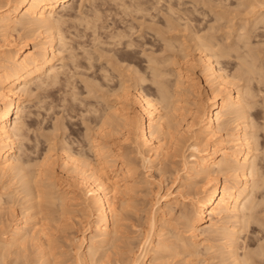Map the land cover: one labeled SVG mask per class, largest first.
<instances>
[{
  "label": "bare ground",
  "instance_id": "1",
  "mask_svg": "<svg viewBox=\"0 0 264 264\" xmlns=\"http://www.w3.org/2000/svg\"><path fill=\"white\" fill-rule=\"evenodd\" d=\"M91 1L95 2L0 0V264H64L62 252H58L60 246L63 250L62 245H57L56 240L63 224H67L65 218L73 211L72 205L80 206L76 207L78 209L74 207L75 210L89 218L88 232L71 242L72 260L79 264H168L167 260L174 256L177 259L180 255L193 258L195 252L197 256L195 248L203 233L206 241L216 243L222 264H256L257 259L264 256V212L259 211L264 210V143H259L261 136L253 129L262 125L264 130L263 114L262 119L256 114L261 105L264 107V41L253 42L252 37H264V0H237L234 12L243 9L241 16L237 14L239 17L235 13V16L231 15L232 9L227 13L224 9L223 12H213L210 6L209 12L213 13L216 23L225 20L224 26L231 25L228 26L231 30L226 29L230 32L223 33L225 35L214 34L219 33V24L218 30L215 25H209L200 33L193 23L192 12L195 11L185 7L187 11H184L169 1L165 5V0L164 7L159 5L163 8L156 7L162 3L160 0L155 7L152 4L154 9L147 3L151 11L163 12L161 16L165 18L163 26L159 23L161 28L153 20L157 18L156 14H150V8L144 6L145 0H114L120 12L133 14L131 19H141L138 25L133 20L131 27H128L131 23L126 26L122 23L127 31L114 21L100 26L97 24L101 19L98 9L102 7L91 4L89 8L87 5L85 10L89 15L82 11ZM208 1L211 0H207L209 4ZM228 13L234 19L237 17L238 22L232 23L233 18L225 19ZM69 22L85 24L86 29H92V46L83 48L81 45L80 50V58L87 62L85 65L74 64L79 54L69 45L71 40L68 41V33L63 31ZM227 25L222 26L225 29ZM109 27L111 29H104L106 31L99 34V28ZM144 29L154 31L157 39L151 35L153 41H147L139 32ZM13 31L17 32V38L12 35ZM79 33L69 34L75 38ZM30 37L36 39L31 50L26 42ZM157 45L156 50L164 53L163 56L154 54ZM194 52L198 53H195L197 56L193 55ZM67 60L73 62L74 72L72 67L69 69ZM100 60L103 62L99 65L94 63ZM80 67L90 72L80 82L84 86L81 90L85 88L86 91H78L80 86L71 81L76 75L84 77ZM195 67L207 88L204 98H198L203 85ZM99 79L105 80L104 84L116 80V85L113 89L109 87L110 92H105ZM145 83L153 92L142 86ZM54 85L57 89L59 85L64 91L66 89V92H61V88L58 91L65 94V97L60 96L62 104L59 106L67 117L73 121L80 117L78 121L86 119L89 122H86L81 136L88 152L72 146L82 143V138L74 132L76 136L70 137V141L64 140L63 135L61 137L58 132L63 128V115L58 117L56 113L50 132L44 136L46 147L41 161H38L40 166L36 169L38 165L33 164L35 170L29 171L22 155L25 143L27 145L31 139L26 119L32 117L33 111L24 106V101L30 97L32 86L48 89ZM69 86L71 90L67 89ZM83 92L92 95L93 101L85 103L86 99L80 97ZM109 95L117 99L109 100ZM190 95L194 97L191 107L187 106ZM257 96L262 99L260 108L255 110ZM45 104L44 114L48 117L53 105ZM259 119L262 120L260 123ZM187 141L186 149L190 153L184 155V150L181 153L180 150ZM177 154L181 168L170 169L167 158ZM56 155L59 169L69 180L68 191L63 193L56 192L54 180L51 181ZM135 158L149 169L154 167L163 181L169 183L172 179L177 189L161 191L162 185H157L153 210L147 216L148 227L138 253L128 255L127 252L126 258L121 256L112 262L109 257L114 253L110 256L108 251L117 246L119 229L127 219L129 208V201L119 197L120 187L131 191L139 182L135 178L138 168ZM118 176L122 179L119 180ZM3 178L7 183L4 184ZM191 186H196L195 195L188 199L185 194ZM8 187L13 189L7 191ZM15 197L21 211L10 218L9 225L4 222L7 224L4 226L3 211L14 209L11 205ZM187 205L190 207L188 211ZM177 207L180 209L175 217ZM175 218L181 219L187 237L177 235L180 232L174 236L175 232L171 230L172 234L168 232L173 238H165L168 232L164 234V231L168 230L169 221ZM248 230L254 234L253 239L263 242H258L254 250L245 251L248 245L240 241V234H246ZM28 245L33 248L31 256L26 254ZM206 246L214 247L213 244ZM239 249L243 252L239 253Z\"/></svg>",
  "mask_w": 264,
  "mask_h": 264
},
{
  "label": "rangeland",
  "instance_id": "2",
  "mask_svg": "<svg viewBox=\"0 0 264 264\" xmlns=\"http://www.w3.org/2000/svg\"><path fill=\"white\" fill-rule=\"evenodd\" d=\"M94 1V0H93ZM98 1V2H97ZM102 1H103V3H102ZM157 1H159V0H156V1H154L153 0V2L154 3H152V1H150V0H145V4H144V6L146 5V7L147 6H149L150 5V7H152L153 9H154V7H155V4H156V2ZM160 1H162V3H160V2H158V3H160V4H157L158 6H156V7H158V8H163L164 7V2H163V0H160ZM166 2H165V5H166V3L169 1V3L171 2V4L173 3V5L174 6H177V7H181V9L182 10H184V11H187L186 9L188 8H190V10H193V11H195V12H192V18H193V23H194V25H195V27H198L199 29H200V33L202 32V30L204 31V27H205V30H207L206 29V27L208 28L209 27V25L210 26H213V25H215V27H216V29L215 30H218L217 28H218V24L221 26V27H219V29L220 30H218L219 31V33H216L215 32V30H212V32L214 33V34H216V35H225V34H227L228 32H230V28H228V26L230 25V24H225V26L227 25V28H223V26H224V22L226 23V21L225 20H223V22L221 21V22H219L218 21V23H216L215 22V20H213V19H215V17L212 15L213 13H210L209 11H210V9H209V7L211 6V8H213L212 10H213V12L214 11H222L223 9V11H226V13L227 12H233V14H231L232 16H235L234 15V11L237 9V7H235V6H237V0H211V1H208V2H210L209 4L207 3V0H206V2H204L205 0H182V2H183V4H182V2H181V0H165ZM92 2V1H91ZM96 2V3H95ZM95 2H92V3H90V4H86L84 7H83V9H82V11H84L83 13L84 14H88L86 11L87 10H85L86 8L85 7H87V5H88V7L89 8H91L90 7V5L91 4H95L94 6L95 7H102V8H100V10L98 9V11H100L99 12V14L101 15V19L98 21V25H107V24H110L111 22H116V25L119 27V28H124L126 25H128L129 23H131V20H133V23L134 24H136V25H138L140 22H141V19L139 18V19H136V21H134L135 19H133L134 17V15L132 16L130 13H129V15L128 14H124L125 12H120V8H119V6H117V4H115L116 2H114V0H95ZM150 2H151V4H150ZM178 2V3H177ZM103 5H102V4ZM108 3V4H107ZM149 5H148V4ZM192 3V4H191ZM211 3H213V4H211ZM235 3H236V5H235ZM77 4H79V0H77ZM96 4H97V6H96ZM152 4H153V6H152ZM163 4V5H162ZM179 4V5H178ZM206 6H205V5ZM216 6H215V5ZM163 6V7H160V6ZM196 5V6H195ZM212 5H214V7L212 6ZM221 5V6H220ZM77 6V5H76ZM92 6V5H91ZM93 6V7H94ZM108 6H110V7H108ZM117 6V7H116ZM183 6V7H182ZM195 6V7H194ZM88 7H87V9H88ZM93 7H92V9H93ZM97 7V8H98ZM106 7V8H105ZM150 7H147V8H150ZM176 7V8H177ZM184 7L186 8V9H184ZM207 7H208V9H207ZM158 8H157V11H158ZM195 8V9H194ZM222 8V9H221ZM236 8V9H235ZM241 8V7H240ZM76 9H78L77 7L75 8V13H77V11H76ZM92 9H91V11H92ZM104 9V10H103ZM106 9V10H105ZM113 9V10H112ZM152 9V11H151V8H150V14H156V16H157V18H155V19H153L154 20V22L156 21L157 22V26H158V28L160 27L161 28V26H163V19L165 18V17H162L164 14H163V12L161 13L160 12V14H158L157 12L155 13L154 12V10ZM206 9H207V11H206ZM218 9V10H217ZM225 9H228V10H225ZM230 9H234L233 11L232 10H230ZM109 10V11H108ZM110 10H111V12H110ZM199 10V11H198ZM230 10V11H229ZM106 11V12H105ZM115 11V12H114ZM149 11L148 12H146L145 14H147V13H149ZM155 11H156V9H155ZM184 11H182V12H184ZM189 11V10H188ZM196 11H198V12H196ZM222 11V12H223ZM240 11V9H238V13L236 12L235 14H236V16H238L237 14H241V12H243V9H242V11L241 12H239ZM72 12H74V10L72 11ZM114 12V13H113ZM209 12V13H208ZM119 13V14H118ZM121 13V14H120ZM128 13V12H127ZM194 13V14H193ZM198 13V15H195V14H197ZM204 13H205V15H209V17H208V15L207 16H205L204 15ZM225 13V12H224ZM204 15V17H203V15ZM229 14L230 13H228V15L226 16V18L225 19H228V20H231L233 17L230 15L229 16ZM89 15V14H88ZM102 15H103V17H102ZM105 15V16H104ZM119 17H118V16ZM120 15L122 16V17H120ZM123 15H125V16H123ZM162 15V16H161ZM196 17H195V16ZM200 15V16H199ZM108 16V17H107ZM133 17L132 19H131V17ZM212 16V17H211ZM241 16V15H240ZM106 17V18H105ZM128 17H130V18H128ZM211 17V18H210ZM214 17V18H213ZM228 17V18H227ZM229 17H230V19H229ZM239 17V16H238ZM124 20H123V19ZM148 18V17H147ZM194 18H197V20L195 21L194 20ZM202 18V19H201ZM108 19H109V21H108ZM113 19V20H112ZM119 19H121V20H119ZM144 19V18H143ZM146 19V18H145ZM144 19V20H145ZM204 19V20H203ZM210 19V20H209ZM234 19V18H233ZM237 19V20H236ZM112 20V21H111ZM119 20V21H118ZM125 21V22H123V21ZM130 20V21H129ZM148 21H149V19H147ZM146 20V21H147ZM158 20V21H157ZM198 20H199V22H198ZM206 20V21H205ZM235 20V21H234ZM233 21H231L232 23H237L238 22V18L236 17L235 19H234ZM100 21H102V22H100ZM107 21V22H106ZM129 21V22H128ZM140 21V22H139ZM146 21H145V23H146ZM162 21V22H161ZM200 21H201V23H200ZM214 21V22H213ZM237 21V22H236ZM110 22V23H109ZM118 22V23H117ZM121 22V23H120ZM135 22H137V23H135ZM139 22V23H138ZM155 22V23H156ZM195 22H196V24H195ZM207 22H209V23H207ZM70 23V22H69ZM68 23V25L67 26H63L64 27V29H63V31L65 32V34L66 33H74V35H76V33L78 34L79 32V37H75L74 38V36H71L70 34V37H69V35L68 34H66L67 36H68V41H69V39L72 41H69V45H71L72 47H73V49H75L74 51H75V53L76 54H79V55H76L77 57H79V58H77L76 57V59L77 60H75L74 62V64H81L82 63V65H85L87 62H86V60H84V59H82V57L80 58V56L82 55L81 54V48H82V46H83V48L85 47V48H90L91 46H92V42H91V36H92V34H91V30L92 29H86V27H85V24H84V26L81 24V23H76V22H74L73 24H72V22L69 24ZM100 23V24H99ZM122 23H124L125 24V26L123 27V25H122ZM149 23V22H148ZM147 23V24H148ZM155 23L154 24H152V26L153 25H155ZM162 24L161 26H159L160 24ZM222 23V24H221ZM81 24V25H80ZM120 24V25H119ZM146 24V25H147ZM74 25V26H73ZM130 25H132V23L131 24H129L128 25V27L130 26ZM136 25H134V26H136ZM197 25H203V26H197ZM217 25V26H216ZM223 25V26H222ZM71 28H70V27ZM73 26V27H72ZM122 26V27H121ZM157 26H154V27H157ZM224 26V27H225ZM67 27V28H66ZM127 27V28H128ZM131 27V26H130ZM214 27V26H213ZM230 27H231V25H230ZM114 28V27H113ZM223 28V29H222ZM69 29V30H68ZM104 29H106V30H109V29H111L110 27L109 28H102V30H100V28L98 29L99 31V34H101L100 32H102V34L104 33V31H106V30H104ZM125 30H126V28H124ZM226 29H230L229 31L228 30H226ZM129 30V29H128ZM145 30V31H144ZM144 30H141V31H139L140 32V34H143V37L145 38V39H147V41H153L152 39L154 38V40L155 39H157L156 38V35H154L155 33H154V31H150L151 29H147V31H146V29H144ZM226 30V31H225ZM68 31V32H67ZM78 31V32H77ZM127 31V30H126ZM146 32V33H145ZM226 32V33H225ZM17 32H15V31H13L12 32V35L14 36V38H17L16 36H17V34H16ZM144 33L146 34V36L144 35ZM221 33V34H220ZM223 33H225V34H223ZM148 34V35H147ZM234 34V32H232V34L231 35H233ZM73 35V34H72ZM80 35H81V37H80ZM91 35V36H90ZM153 36V38H150V37H152ZM255 36H253L252 38V41L253 42H255V41H259L260 39H262L263 41H264V37L263 38H261L260 36L258 37V39L256 38H254ZM31 38V37H30ZM72 38V39H71ZM28 39V38H27ZM73 39H74V41H73ZM36 41V39H35V37H32L31 39H28L26 42H28V49H33V43ZM0 43H1V34H0ZM78 43V44H77ZM158 44V43H157ZM77 45H79V46H77ZM82 45V46H81ZM156 47L158 48V45L157 46H155V52H154V54L155 55H158V54H162L159 50H156ZM80 48V49H79ZM81 50V51H80ZM149 51V50H148ZM158 51V52H157ZM157 52V53H156ZM195 53L196 54H198L197 52H194V54L193 55H195ZM64 54H66V53H64ZM109 55V54H108ZM164 55V53L162 54V55H159V56H163ZM195 56H197V55H195ZM65 62H67L69 65V69H71L70 67H75L74 65H72V63L73 62H71L70 63V61H65ZM84 62H86V63H84ZM101 62H103L102 60H100V61H98V62H96V61H94V63L97 65H99ZM146 62H143L142 64H144V65H147V63L145 64ZM125 64V63H124ZM123 64V65H124ZM72 65V66H71ZM72 67V69H73V72L75 71V68H73ZM81 68V67H80ZM77 70L78 71H80L81 73L83 72L84 73V77H83V75H76L75 76V78H74V76H73V78L71 79V81L73 80V81H76L75 82V84L77 83V86H80L79 88L80 89H77L78 91H86V89L84 88V90H81V88H83L84 86H83V83H80L81 82V79H85L86 78V76L88 75V74H90V72H89V70L88 71H85V69H78L77 68ZM76 70V71H77ZM195 71H196V75L198 76V77H200V81H202L201 80V76H200V72H199V70H198V68H196L195 67ZM70 72H72V70H70ZM79 72V73H80ZM88 72V73H87ZM78 73V72H77ZM76 73V74H77ZM78 73V74H79ZM86 73H87V75H86ZM113 73V72H112ZM115 73V72H114ZM63 76V75H62ZM61 76V77H62ZM89 78V77H88ZM76 79V80H75ZM100 80V79H99ZM115 80V79H114ZM62 81V80H61ZM72 81V82H73ZM78 81H79V83H78ZM101 81V83H102V88L101 89H103V91H105V92H110L111 91V89H110V91H109V87L111 86V88L113 87V86H115L116 85V80L115 81H106V84H104L105 82V80L104 81H102V80H100ZM109 82V83H108ZM111 82V83H110ZM148 83V82H147ZM147 83H145V84H143L142 86H144V87H148V85H147ZM74 84V85H75ZM109 84V85H108ZM111 84V85H110ZM115 84V85H114ZM63 85V84H62ZM107 85V86H106ZM202 85H203V87L201 88V95H200V97H198V98H204L205 96H206V94H207V88L205 87V85H204V83H203V81H202ZM56 86L57 85H54V88H53V86H49L48 87V89L46 90L45 89V87H40V88H36V87H34V86H32V91H30V97L28 98V99H25V101H24V106H26L27 108L29 107V109H31V111H33V115L31 114V118L29 117V119H26L27 120V122H29L28 124H29V133H28V136H30L29 137V141L27 142V145H26V143H25V146L26 147H24V148H26V149H24L23 148V150H24V154L22 155L23 156V160L25 161V163H26V165L28 164V166H29V171H31L32 169H33V171L35 170V167H36V169L40 166V162H38V161H41V158L43 157V154H44V147H46V142H45V137L44 136H46V133L48 134V132H50L49 130H51V126H53V121H54V117L55 116H57V115H59L58 117H60V116H62L63 115V120H61L63 123V128H61V130L58 132L59 134H61V137H62V135H63V138H65L64 140H68V139H70V137H71V139H72V137H74V136H76V135H79L80 136V138H82L81 136H82V134H84V132H85V126H86V122L87 121H82V119H81V121H78V120H80V117H77V118H75V119H77V120H70V118H68L67 117V115H66V113H64L63 111H62V109H61V104L62 103H60L61 101H62V99H60L61 97L60 96H62V94L64 95V97H65V94L64 93H59L60 91L62 92H66V89H65V91L63 90L64 88H63V86L61 87V85H59L58 86V89L56 88ZM71 86V85H70ZM70 86L67 88V89H69L70 88ZM51 87V88H50ZM65 87V86H64ZM53 88V89H52ZM62 90H61V89ZM106 88H108V89H106ZM60 89V91H58ZM105 89V90H104ZM113 89V88H112ZM150 92H153V90H151L150 88H147ZM44 90V91H43ZM70 90H71V88H70ZM69 90V91H70ZM68 91V90H67ZM45 92V93H44ZM56 93H58V95L56 94ZM69 93V92H68ZM51 94V95H50ZM61 94V95H60ZM82 93H80V97L81 96H83L82 98H84V99H86L85 100V103H87L86 101L88 100V102H91V101H93V96L92 95H88V92H87V94H86V92H83V94L81 95ZM90 94V93H89ZM67 96L66 97H70L68 94H66ZM52 96V97H51ZM92 96V97H91ZM115 96V95H114ZM50 97V98H49ZM110 97V98H109ZM109 97H107V98H109V100H115V99H117V98H115V97H113V95L111 96V95H109ZM190 98L188 99V101L187 102H189V103H187L188 105L187 106H192V100H193V95H190L189 96ZM260 97V96H259ZM48 98V99H47ZM63 98V97H62ZM115 98V99H114ZM192 99V100H191ZM256 99V102L258 103V105H256V109L254 108L255 106H253V110L255 109V110H258L260 107H258L260 104V101H261V97L260 98H258V96H257V98H255ZM42 100V101H41ZM47 102H46V101ZM61 100V101H60ZM68 100H69V98H68ZM90 100V101H89ZM55 103H54V102ZM59 101V102H58ZM95 101V100H94ZM49 103L50 105H53V107L51 106V111H50V115H51V118H49L50 117V115L48 116V117H46V114H44V111H45V106L47 105V104H45V103ZM60 103V104H59ZM257 103H255V104H257ZM48 104V105H49ZM254 104V105H255ZM45 105V106H44ZM55 105H56V107H55ZM60 105V106H59ZM135 105V104H134ZM185 105V104H184ZM33 106V107H32ZM37 106V107H36ZM40 106V107H39ZM42 106V107H41ZM186 106V105H185ZM190 106V107H191ZM264 106V105H263ZM44 107V108H43ZM134 107H136V106H134ZM258 107V108H257ZM57 108V109H56ZM261 108H262V105H261ZM261 108H260V111H261V114H260V111L258 110L257 112L254 110V113L256 112V114L260 117V119H262V114H263V119H264V113H263V111H264V107L262 108V110H261ZM42 109H44V110H42ZM60 109V110H59ZM252 109H251V112H253L252 111ZM58 111V112H57ZM63 112V113H62ZM259 112V113H258ZM34 113H36V114H38V115H36V114H34ZM46 113V112H45ZM56 113H58L57 115H55ZM59 113H61V115L59 114ZM40 115V116H39ZM42 115V116H41ZM43 116H45V117H43ZM45 118V119H44ZM48 118V119H47ZM67 118V119H66ZM79 118V119H78ZM32 119V120H31ZM69 119V120H68ZM74 119V118H73ZM259 119V123L262 121V120H260ZM46 121V122H45ZM71 121V123H69V122ZM75 122H77V123H75ZM263 122H264V120H263ZM69 123V124H68ZM72 123H75V125L74 124H72ZM85 123V124H84ZM89 122H87V124H88ZM27 124V125H28ZM67 126V127H66ZM71 126H73V127H71ZM49 127V128H48ZM257 127H260V129L259 128H257ZM261 127H262V125L260 126H258V125H256V130L255 129H253L254 131H255V133H257V135L261 138V139H259L260 140V142L259 143H264L263 142V140L262 139H264V130L262 131V129H261ZM264 127V126H263ZM63 129V130H62ZM74 129V130H73ZM259 130V131H258ZM261 130V131H260ZM76 131H77V133H76ZM82 131V132H81ZM76 134V135H74V133ZM78 133H80V134H78ZM72 134V135H71ZM65 135V136H64ZM37 137V138H36ZM70 139V140H71ZM70 140H68V141H70ZM262 140V141H261ZM31 141V142H30ZM82 143H84V144H80V145H82V147H79L80 145H78L77 143H74L72 146L74 147V148H76V149H79V150H84L85 152H88V151H86L87 149H88V147H86L87 146V144L85 143L86 141L82 138ZM258 141V140H257ZM188 143H189V141H187L186 143H184L183 144V146H182V148H181V150H180V153L183 151L184 152V155H188L189 153H190V151H189V149H186V147H187V145H188ZM39 144V145H38ZM79 147V148H78ZM30 149V150H29ZM36 149V150H35ZM129 150H127V152H128ZM57 152V151H56ZM126 152V153H127ZM129 153V152H128ZM127 153V154H128ZM27 154V155H26ZM131 154V156H135V155H133L132 153H130ZM129 154V155H130ZM56 159V162H55V166H54V169H55V173L53 174L54 176L52 177V180L51 181H53L54 183H55V188H54V190L56 191V192H59V193H63L64 191H68V189H67V187H66V185H68V182H69V180H67L68 178L66 177V175L61 171V169H59V166H58V163H59V159H58V157H57V155H56V157L54 158V160ZM139 158H135L133 161L134 162H136L137 163V166H138V168H137V172H136V176H135V178H137L138 180L137 181H139L138 182V185L137 184H135L136 186L134 187V185H133V187L134 188H132V190L130 191L128 188H126L127 189V191H126V189L124 190L123 188H121V187H123V186H121L120 187V192H119V197H123L125 200H127L126 202H128V204H129V208H127L126 210H127V214H128V216H127V219L123 222L124 223V225H123V227L122 228H120L119 230V236H120V238H119V240H118V243L116 242V244H117V246H118V248H117V246L116 247H113V248H110V250L109 251H111V253L108 251V255H110L111 256V254H113L112 255V257H109V259L111 258V260L110 261H112V262H115L116 260L115 259H119V258H121V256L123 257V258H126L127 257V252H129L128 253V255L130 254V255H132L133 253H138V249H139V246H140V242H141V240H142V237H143V234H145V232H146V230H147V227H148V217H149V214L152 212V210H153V203H154V201H155V199H154V197H155V194H156V190H157V185L160 183L161 185H162V190L161 191H166V189H169V190H173V191H175L176 189H177V187H176V182L173 184V180L172 179H170V181H169V183L168 182H166V181H163V179L162 178H160L159 176H158V174H157V172L156 171H154L155 169H154V167L152 168V169H149L148 167H145V166H143L142 164H141V162H140V160H138ZM167 167H169L170 169H174V168H177V169H179L180 170V157H179V155L177 154V156H175V157H170V158H167ZM27 161V162H26ZM36 162H38V163H36ZM168 162H170V163H168ZM36 163V164H35ZM29 164H31V165H29ZM33 164H34V166L35 165H38V166H33ZM31 166V167H30ZM34 167V168H33ZM264 170V169H263ZM52 176V175H51ZM47 178V177H46ZM48 178H50V174H49V177ZM119 180H121L122 179V177L121 176H118L117 177ZM5 178H3V181H4V184L5 183H7L6 181H7V179H5ZM159 179H161V180H159ZM171 180H172V182H171ZM160 181H162V183L160 182ZM13 182V181H12ZM164 182V183H163ZM171 182V183H170ZM121 183V182H120ZM12 185V187H15V184H11ZM1 186H2V184H0V188H1ZM168 186H170V187H168ZM193 186V185H192ZM192 186H191V188H192ZM196 186H194V188H190V190L185 194V196L188 198V196H189V198L188 199H191L195 194H194V192H195V190H196V188H195ZM57 188V189H56ZM11 190V189H13V188H11V187H8L7 188V191L8 190ZM195 189V190H194ZM9 190V191H10ZM58 190V191H57ZM62 191V192H61ZM186 191V190H185ZM262 192V191H261ZM191 193V194H190ZM193 193V194H192ZM193 195V196H192ZM257 195H259V193H257ZM71 196V195H70ZM262 197V196H261ZM4 198H5V196H4ZM259 198H260V195H259ZM17 199V197H15L14 198V203H13V205H11V207L12 208H14V209H9L8 211H10V212H7V211H3V214H2V221H3V224H4V222H6L7 224H8V222H9V220H10V218H12L13 219V215L14 214H19L20 213V211H21V206L19 205V201H18V199ZM261 199V198H260ZM17 201H18V203H17ZM132 205V207H133V209H132V207H131V205ZM262 204V205H261ZM259 206V208H261L262 209V207H263V202L261 203ZM72 208H73V211L75 210V208L76 207H79L80 208V206H71ZM75 207V208H74ZM187 208H186V210L188 211V210H190V207H188V205L186 206ZM259 208H258V210H259ZM76 209H78V208H76ZM132 209V210H131ZM179 209H180V207L178 208H176L175 209V212H176V215H175V217H177V213L179 212ZM72 211V212H73ZM130 211V212H129ZM260 212H264V210H259ZM11 212H13V213H11ZM15 212V213H14ZM71 212V213H72ZM69 214V216H67L68 218H65V222H67V224L65 223V224H63V227H62V230L60 231V232H58L57 233V240H56V243H57V245H62V248L61 249H63V250H60V247H58L59 248V251L58 252H62V259H64L63 261H64V264L66 263V262H68V263H66V264H79L77 261H75V260H72V258H73V243H72V246H71V242L73 241V239L75 238V237H82V235H83V233L85 232V233H87L88 231H87V227H88V220H89V218L88 217H86V215H83L80 211H74V213L73 214ZM130 213V214H129ZM8 214V215H7ZM9 214H11V215H9ZM82 214V215H81ZM261 214L262 213H260V216H261ZM264 215V214H263ZM148 216V217H147ZM6 220H5V219ZM11 219V220H12ZM5 220V221H4ZM10 220V221H11ZM67 220V221H66ZM176 220V221H175ZM4 224V226L5 225H7V224ZM11 223V222H10ZM9 223V224H10ZM63 223V222H62ZM8 224V225H9ZM169 228L167 227L166 229H168V230H165L164 231V234H166V231L168 232H171V230H172V232H175V233H173L172 234V232H171V234L172 235H174V234H176V233H178V232H180V233H178L177 235H181L183 238H185V237H187L188 236V233H185V230L182 228V222H181V219H177V218H175L174 219V221H173V219L171 220V221H169ZM206 224H208V222L206 223ZM62 225V224H61ZM255 227H257L258 229H261V227H259L258 225H255V224H253ZM65 226V227H64ZM66 230H65V229ZM250 230H248V232H246V234H245V232H243L242 234H240V236H241V238H240V241L242 240V243H244V245L246 244V245H248V250L247 249H245V251H250V249L252 248L253 250L257 247V244H262V242H260V241H257L256 239H253V236H254V234L252 233L251 234V231L249 232ZM62 232H63V234H62ZM167 233L166 235H165V238H168V237H172L171 235H169L170 233ZM60 234V235H59ZM62 234V235H61ZM183 234V235H182ZM204 235V236H203ZM245 235H247V236H245ZM122 236V237H121ZM167 236V237H166ZM175 236V235H174ZM205 237H206V234H202L200 237H199V242H198V245L196 246V248H195V250L196 251H198L197 252V256H195L196 255V252H195V254H194V256H193V258H190L189 256H185L184 257V255H180V256H178V258L179 259H177V257L176 256H174L175 258H176V261H175V258H171V260H170V258H169V260H167L168 261V264H220L221 262H220V258H219V251H218V249L215 247V244L216 243H214V241H206L205 240ZM243 237V238H242ZM173 238V237H172ZM122 239V240H121ZM252 239V240H251ZM60 241V242H59ZM62 241V242H61ZM204 241V242H203ZM250 241V242H249ZM120 242V243H119ZM213 242V243H212ZM259 242V243H258ZM264 243V242H263ZM207 244H209V245H214V247L213 248H208L206 245ZM254 246H256V247H254ZM122 247V248H121ZM124 247V248H123ZM32 248V247H31ZM30 248V246L28 245V247H27V251H26V254L27 255H32V250H33V248L31 249ZM30 249V250H29ZM72 250V251H71ZM199 250H200V252H199ZM114 251V252H113ZM31 252V253H30ZM64 252V253H63ZM72 252V253H71ZM115 252H117V254L115 253ZM119 252V253H118ZM121 252L123 253V254H121ZM217 252V253H216ZM241 252H243V250L242 249H239V253H241ZM29 253V254H28ZM110 253V254H109ZM66 254V255H65ZM201 254V255H200ZM30 255V256H31ZM65 255V256H64ZM211 255V256H210ZM217 255V256H216ZM64 256V257H63ZM184 257V259H182L183 257ZM117 257V258H116ZM68 258V259H67ZM215 258V259H214ZM65 259H67V260H65ZM74 259V258H73ZM114 259V260H113ZM172 259H174L173 260V262H172ZM188 259V260H187ZM191 259V260H190ZM179 262H178V261ZM182 260H184V261H182ZM195 260V261H194ZM198 260V261H197ZM259 260V261H258ZM257 263L258 264H264V256L263 257H260V258H258L257 259ZM171 262V263H170ZM188 262V263H187ZM191 262V263H190ZM219 262V263H218ZM256 263V264H257ZM222 264V263H221Z\"/></svg>",
  "mask_w": 264,
  "mask_h": 264
}]
</instances>
